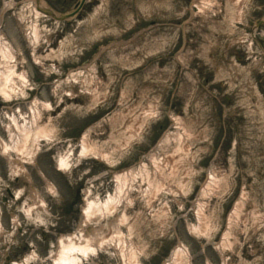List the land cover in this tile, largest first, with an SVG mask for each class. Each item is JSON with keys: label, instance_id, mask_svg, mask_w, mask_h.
Here are the masks:
<instances>
[{"label": "rangeland", "instance_id": "obj_1", "mask_svg": "<svg viewBox=\"0 0 264 264\" xmlns=\"http://www.w3.org/2000/svg\"><path fill=\"white\" fill-rule=\"evenodd\" d=\"M41 1L66 13L78 0ZM200 1L87 0L55 22L34 13V0H0V37L27 77L23 94L0 97V139L7 142L5 113L28 114L34 102L51 137L20 174L10 164L16 153L0 148V264L7 253L8 264H52L55 240L81 220L83 190L103 198L117 173L171 154L178 136L187 151L153 203L167 213L153 216L138 200L129 211V223L140 215L130 230L138 264H163L179 243L191 264H264V0H207L204 9ZM83 135L95 157L79 156ZM68 151L72 166L58 171ZM209 174L216 187L200 195ZM37 198L46 212L27 217L26 202ZM197 203L199 236L188 229L198 224ZM91 259L85 264H123L111 247Z\"/></svg>", "mask_w": 264, "mask_h": 264}, {"label": "bare ground", "instance_id": "obj_2", "mask_svg": "<svg viewBox=\"0 0 264 264\" xmlns=\"http://www.w3.org/2000/svg\"><path fill=\"white\" fill-rule=\"evenodd\" d=\"M209 3L207 0L200 1V7L205 8ZM34 13L38 14L34 9ZM264 21V20H263ZM30 34L33 42L36 39V28L30 26ZM14 57L10 51L7 42L0 37V97L6 101H10L17 92L24 93L23 87L27 86V77L24 72L17 73L13 65H11ZM20 82V87L16 85V81ZM38 102H34L28 108V114H23L18 108L10 114H6L7 123L5 132L7 134V142L0 139L1 151L9 154L13 151L18 156L17 160L10 161L13 166V173L20 174L24 172L23 163L34 161V155L38 150V144L41 139L49 140L51 137L45 133L38 121L41 118L40 110L36 107ZM43 108H50V104L45 103ZM29 119H26V118ZM85 135L80 139L79 156H96L95 150L87 144ZM169 140L168 137L165 141ZM174 147L171 154L163 157H151L149 164L142 163L136 169H130L117 173L113 178L114 189L107 193L103 198L91 196L88 189L83 190V205L81 208V220L75 232L58 237L55 243L54 251L49 255L52 264H85L86 260H92L91 257L98 254L102 250L109 247L118 251L123 260V264H138L137 254L140 251L135 249L130 239V230L133 225L136 226L139 212L133 214L132 222L129 223V211L133 208L138 200L146 207L152 210V215L167 213L166 204L163 206H154V201L161 192L168 190L166 187L169 177L175 176L177 171L176 162L182 152H186L184 137L178 136L174 138ZM31 144L32 147H29ZM183 156V155H182ZM101 157V156H100ZM72 151L59 155L56 161V169L61 172H67L72 166ZM175 158H177L175 160ZM213 187H216V180L213 174H209L200 195L208 194ZM49 194H55L54 185L47 186ZM135 192V194H134ZM17 195L19 194L16 193ZM27 203V204H26ZM24 214L27 217H34L38 209L45 211V203L38 199H31L26 202ZM46 212V211H45ZM195 216L198 224H189V230L192 235L199 236L205 234L203 228L204 205L197 203L195 208ZM237 218L236 208L230 216ZM90 222L98 223L96 227H91ZM128 225L127 237L123 234L121 226ZM1 231V229H0ZM227 236L228 234L225 233ZM220 244L219 249H224L230 245L228 238ZM31 257V256H29ZM30 259H24L17 264H27ZM163 264H191L189 252L187 248L179 243L173 248L169 258ZM223 264H226L224 261Z\"/></svg>", "mask_w": 264, "mask_h": 264}, {"label": "water", "instance_id": "obj_3", "mask_svg": "<svg viewBox=\"0 0 264 264\" xmlns=\"http://www.w3.org/2000/svg\"><path fill=\"white\" fill-rule=\"evenodd\" d=\"M84 2H85V0H79L77 2V4L75 5L74 9L71 12H69V13L56 14L55 12L42 7L41 6V0H35L36 9L38 11H40L41 13L51 17L52 19H54L56 21H64V20H67V19L73 17L74 15H76L78 13V11L80 10V8H81V6L83 5Z\"/></svg>", "mask_w": 264, "mask_h": 264}, {"label": "flooded vegetation", "instance_id": "obj_4", "mask_svg": "<svg viewBox=\"0 0 264 264\" xmlns=\"http://www.w3.org/2000/svg\"><path fill=\"white\" fill-rule=\"evenodd\" d=\"M17 247H19V245H18ZM10 256H11V255L8 254L7 259H10V258H11ZM17 259H20V258L17 257Z\"/></svg>", "mask_w": 264, "mask_h": 264}]
</instances>
